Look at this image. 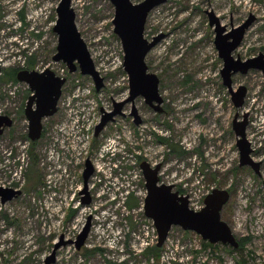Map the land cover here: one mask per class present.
Returning a JSON list of instances; mask_svg holds the SVG:
<instances>
[{
  "label": "rangeland",
  "instance_id": "rangeland-1",
  "mask_svg": "<svg viewBox=\"0 0 264 264\" xmlns=\"http://www.w3.org/2000/svg\"><path fill=\"white\" fill-rule=\"evenodd\" d=\"M59 1L0 0V114L15 120L0 134V185L21 186L23 191L15 199L0 202V264H46L53 251L55 260L50 264H108V260L116 264H264V162L261 175L250 166H240L237 136L233 129L227 133L237 114L242 120L248 113L251 155L264 161V75L258 69L233 75L234 89L248 88L244 104L236 107L220 75L223 61L206 12L214 10L228 29L250 15L256 17L233 53L246 58L264 52V0H167L154 7L145 37H162L146 62L160 79L167 111L156 114L138 96L134 104L146 121L134 123L133 103L128 102L117 120L108 122L97 136L101 108L111 110L114 100L129 96L124 51L114 32L115 8L110 0H72L78 29L104 77L105 85L97 91L90 75H83L79 67L70 72L65 62L53 59ZM38 6L44 17L27 19L28 34L41 33L27 54L33 57L28 65L29 56L20 54L8 37L21 34L14 24L22 19V12L32 17L31 11ZM45 67L67 81L58 112L43 119L42 137L34 149L38 162L32 165L28 148L33 140L26 135L25 115L31 90L6 73ZM175 148L184 153L177 154ZM87 159L95 171L88 180L90 202L84 203L82 174ZM143 161L153 166L163 163L160 182L173 184L174 190L187 195L195 210L204 206L212 189L230 190L221 217L243 242L242 248L235 250L239 246L222 242L204 247L202 241H209L200 234L174 225L160 246L161 257L144 255L143 249L155 244L158 234L144 212ZM126 189L131 192L127 194ZM88 221L89 234L77 249L68 241L76 240Z\"/></svg>",
  "mask_w": 264,
  "mask_h": 264
},
{
  "label": "water",
  "instance_id": "water-1",
  "mask_svg": "<svg viewBox=\"0 0 264 264\" xmlns=\"http://www.w3.org/2000/svg\"><path fill=\"white\" fill-rule=\"evenodd\" d=\"M115 8L113 24L114 32L119 36L124 51V69L129 77V96L114 102V109L106 111L101 120L95 126V135L103 130L105 125L122 113L125 103L133 101L138 96H143L145 101L154 108L163 101L159 92L160 79L154 72L148 70L146 57L149 51L157 44L162 35L155 36L152 40L145 37V27L151 10L167 0H110ZM57 19L53 26L58 35L57 51L53 56L55 61H63L69 67L70 72L80 69L83 75H90L95 83V89L99 91L104 86V77L97 70L87 43L76 22V10L72 0H60L57 7ZM209 23L215 31V45L220 57L224 61L221 74L223 83L232 93V100L236 107L244 104L247 95V87L240 85L236 90L232 86V75L241 72L246 73L250 68L260 69L264 74V54L261 52L254 58L243 60L235 57L233 51L237 49L244 39L247 29L254 21V15H250L243 23L228 30L221 23L214 10H206ZM1 70V68H0ZM17 79L29 85L33 91L27 100L25 115L28 119L29 138L36 141L42 137L43 119L54 115L58 110V101L62 95V88L66 77L57 75L51 68L43 71L37 69H21L17 73ZM135 123L139 125L142 120L133 106ZM233 128L237 136L236 145L240 151L239 164L251 166L261 175V162L253 159L252 147L246 136V127L249 122L248 113L242 120L236 115L233 119ZM12 125V118L8 115H0V134L6 127ZM145 178L147 194L144 199L145 215L153 220L158 234V246L166 241L171 228L174 225L181 226L184 230L194 231L210 243L222 242L233 247L239 246V241L234 235L229 224L221 217L224 205L230 200L231 193L226 188H214L204 198V206L200 210L190 207L187 195L174 190L173 184L160 182L159 173L161 163L151 165L148 161L140 164ZM94 172V166L89 159L85 162L83 170L84 189L83 202H90L88 197V180ZM21 193V190L0 187L1 203L13 199ZM90 231V221L84 226L74 242L80 249L85 243ZM67 243V242H65ZM55 260V251L50 255L46 264Z\"/></svg>",
  "mask_w": 264,
  "mask_h": 264
},
{
  "label": "flooded vegetation",
  "instance_id": "flooded-vegetation-1",
  "mask_svg": "<svg viewBox=\"0 0 264 264\" xmlns=\"http://www.w3.org/2000/svg\"><path fill=\"white\" fill-rule=\"evenodd\" d=\"M16 4V2H14V7L16 6L15 5ZM31 13H32V17H24L25 15H23V12H22V19H19V20H16V23L14 24V26H18L17 28H18V30L20 31V35L18 36V34H16V33H13L11 36H13V40H14V42H15V47L18 49V51L19 52H21L20 54H25L24 56L27 58L28 56H30V55H27L28 54V52L30 51V49L31 48H33L32 46H34V42H36L38 39H40L41 38V33L38 31V32H36V33H34L33 31H31L29 34H28V32H29V30H30V28H31V26L28 24V22L29 21H31V20H29V19H31V18H35V17H44V11L42 10V9H40V7L38 6L37 8H35V9H33L32 11H31ZM255 17V16H254ZM256 18V17H255ZM29 21H28V20ZM255 20V19H254ZM55 24V23H54ZM54 26V25H53ZM250 28V27H249ZM248 28V29H249ZM228 29V28H227ZM247 29V30H248ZM229 30V29H228ZM54 31V30H53ZM26 33H27V35H26ZM55 33V32H54ZM246 34V33H245ZM31 35V36H30ZM11 36H9V37H11ZM9 37H8V39H9ZM155 37V36H154ZM153 37V38H154ZM195 37H197V41H199V38H198V33H196L195 32ZM152 38V39H153ZM151 39V40H152ZM201 40V39H200ZM214 40H215V38H214ZM243 41V40H242ZM158 43V42H157ZM214 43H215V41H214ZM157 45V44H156ZM155 45V46H156ZM241 45V44H240ZM154 46V47H155ZM216 46V45H215ZM199 47V46H198ZM217 49V48H216ZM236 50V49H235ZM234 50V51H235ZM56 51H57V47H56ZM218 51V50H217ZM234 51H233V53H234ZM263 53L264 54V52L263 51H259L257 54H253V55H251V56H247L246 58H242L243 60H247V59H249V58H254V57H256L259 53ZM56 53V52H55ZM54 53V54H55ZM234 55V54H233ZM54 56V55H53ZM218 56L220 57V55H219V52H218ZM237 57H240V56H237ZM220 59H222L221 57H220ZM222 61H223V59H222ZM223 65H224V61H223ZM223 65H222V68H223ZM0 68L2 69V66H1V64H0ZM45 68H49V67H45ZM45 68H43L42 70H38V71H43ZM221 68V69H222ZM24 69V68H23ZM25 69H27V68H25ZM221 69H220V75H221V77H222V74H221ZM252 69H255V68H250L249 70H248V72L250 71V70H252ZM21 70V69H20ZM29 70H33V69H29ZM53 70V69H52ZM148 70H149V68H148ZM258 70H260V69H258ZM1 71V70H0ZM19 71V70H18ZM18 71H16V74H15V77H16V79H17V73H18ZM260 71H262V70H260ZM248 72H246V73H248ZM246 73H244V74H246ZM263 73V72H262ZM236 74V73H235ZM234 75V74H233ZM233 75H232V86H233ZM264 75V74H263ZM62 77H64V76H62ZM18 80V79H17ZM13 81V80H12ZM19 81V80H18ZM66 81H67V79H66ZM222 81H223V77H222ZM15 82V81H14ZM160 83V82H159ZM224 84V83H223ZM104 85H105V83H104ZM225 85V84H224ZM225 86H227V85H225ZM239 87V86H238ZM237 87V88H238ZM30 88V87H29ZM227 88H228V86H227ZM233 88H234V86H233ZM236 88V89H237ZM235 89V90H236ZM31 90V89H30ZM228 91H229V93H230V95H231V99H232V93L230 92V89L228 88ZM160 92V91H159ZM247 92H248V88H247ZM31 94H33V91L31 90ZM30 94V95H31ZM29 95V96H30ZM62 96V95H61ZM162 96V95H161ZM29 98V97H28ZM61 98V97H60ZM137 98V97H136ZM135 98V99H136ZM163 98V97H162ZM135 99L133 100V101H129V102H132L133 103V106L136 108V111H137V113H138V115H140V118H141V120H142V122L140 123V124H142L144 121H146L145 119H144V117L139 113V110L137 109V107L135 106V104H134V102H135ZM60 100V99H59ZM233 101V100H232ZM114 102H116V100H114L113 101V108L111 109V110H113L114 109ZM227 102V101H226ZM58 103H59V101H58ZM128 103V102H127ZM147 103V102H146ZM234 103V102H233ZM148 104V108L150 109V110H153L156 114H163V113H165L166 111H167V107L164 105V98H163V101L158 105V107L157 108H154L151 104H149V103H147ZM126 105V103L124 104V106ZM124 106H123V108H124ZM58 107V106H57ZM58 110H59V108H58ZM58 110H57V112H58ZM111 110H105L103 107L101 108V111H102V115L106 112V111H111ZM56 112V113H57ZM55 113V114H56ZM122 113H123V109H122ZM122 113H120V114H122ZM54 114V115H55ZM0 115H3V114H0ZM117 115H119V114H117ZM116 115V116H117ZM131 115L133 116V118H134V120H135V114H134V110H133V107H132V111H131ZM9 116V115H8ZM116 116L114 117V119L112 120V121H115V120H117V118H116ZM237 116H238V114H237ZM12 118V117H11ZM234 121V120H233ZM233 121H232V123H231V126L229 127V130L227 131V133H231L232 132V129L234 130V128H233ZM14 122H15V120L12 118V125L14 124ZM110 122V121H109ZM134 123H135V121H134ZM108 124V123H107ZM106 124V125H107ZM136 124V123H135ZM139 124V125H140ZM105 125V126H106ZM137 125V124H136ZM96 126V125H95ZM7 128V127H6ZM5 128V129H6ZM105 128V127H104ZM103 128V129H104ZM5 129H4V131H5ZM29 129L27 130V132H26V135L29 137ZM263 136H264V134H263ZM164 139V138H163ZM164 140H167V139H164ZM111 149V148H110ZM110 149L108 150V152H110ZM116 154H118V153H116V152H114L113 153V155H116ZM90 160V159H89ZM91 161V160H90ZM258 161H260L261 162V167H262V165H263V159H261V160H258ZM149 162V161H148ZM92 163V162H91ZM150 163V162H149ZM151 164V163H150ZM92 165H93V163H92ZM152 165V164H151ZM162 165H163V163H161V168H162ZM94 166V165H93ZM241 166V165H240ZM244 166H248V165H244ZM251 167V166H250ZM115 169V168H114ZM94 171H95V167H94ZM94 173V172H93ZM160 174V173H159ZM0 187H3V188H13V189H15V190H21V193L20 194H18L17 196H15L13 199H15V198H17V197H19L21 194H22V187L21 186H17V185H5V184H2V185H0ZM88 187V186H87ZM230 191V190H229ZM230 193H231V191H230ZM12 200V199H11ZM10 201V200H9ZM0 202H1V200H0ZM8 202V201H7Z\"/></svg>",
  "mask_w": 264,
  "mask_h": 264
},
{
  "label": "trees",
  "instance_id": "trees-1",
  "mask_svg": "<svg viewBox=\"0 0 264 264\" xmlns=\"http://www.w3.org/2000/svg\"><path fill=\"white\" fill-rule=\"evenodd\" d=\"M32 58H33L32 56H29L28 57V65H30L31 63H33ZM15 70L12 71V72H10V71L7 72L6 73V76H8L10 80L12 79L13 81L17 82V79L15 77ZM35 144H36V142L35 141H32L31 144H30V147L28 148V153L30 154L32 165H36L37 162H38V155L35 153V150H34L35 149ZM175 151L179 155H182V153H184V151L177 150L176 148H175ZM131 199H132V197H131ZM131 199H130V201L129 200L127 201V203L129 204V206H130ZM202 244H203L204 247L213 246L211 243L204 242V241H202ZM242 246H243V242L239 240V248L238 249H235V250H239L240 248H242ZM161 250L162 249L160 248V246H158V244L156 242L155 244H153L151 246H148L145 249H143V254L144 255H149V256L152 255V256H154L156 258H159V257H161V253H160ZM107 262H108V264H116V263H113L111 260H108Z\"/></svg>",
  "mask_w": 264,
  "mask_h": 264
},
{
  "label": "built area",
  "instance_id": "built-area-1",
  "mask_svg": "<svg viewBox=\"0 0 264 264\" xmlns=\"http://www.w3.org/2000/svg\"><path fill=\"white\" fill-rule=\"evenodd\" d=\"M23 146L26 147L25 145H23ZM11 153H12V152H10V154H11ZM25 156H26V155H23L21 159H22V160L26 159ZM19 158H20V157H19ZM124 192H128L127 194H129L131 191L126 189Z\"/></svg>",
  "mask_w": 264,
  "mask_h": 264
}]
</instances>
